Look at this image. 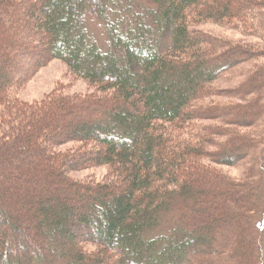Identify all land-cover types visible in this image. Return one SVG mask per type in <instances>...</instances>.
I'll return each instance as SVG.
<instances>
[{
	"label": "trees",
	"instance_id": "obj_1",
	"mask_svg": "<svg viewBox=\"0 0 264 264\" xmlns=\"http://www.w3.org/2000/svg\"><path fill=\"white\" fill-rule=\"evenodd\" d=\"M88 20L97 24L100 44ZM244 20L247 31L262 32L264 0H0V217L23 236L30 229L40 241L64 238L68 246L12 253L1 234L0 264H264V104L254 97L264 69L250 73L242 102L201 103L221 74L262 54L196 27L236 28ZM33 31L46 54L41 62L63 63L94 89L89 96L53 94L34 105L14 99L30 74L16 68V56L40 54L21 39ZM111 104L119 108L106 111ZM95 108L106 119L76 126L63 118ZM205 117L219 126L192 125ZM67 125L71 137L61 133ZM67 142L98 149L58 153ZM203 160L242 165L243 180L234 183ZM88 165L110 169L112 179L90 185L67 176ZM26 188L34 197H16ZM77 188L83 195L65 196ZM18 199L28 205L26 224L6 210ZM89 228L97 248L90 255L75 238Z\"/></svg>",
	"mask_w": 264,
	"mask_h": 264
},
{
	"label": "rangeland",
	"instance_id": "obj_2",
	"mask_svg": "<svg viewBox=\"0 0 264 264\" xmlns=\"http://www.w3.org/2000/svg\"><path fill=\"white\" fill-rule=\"evenodd\" d=\"M246 21L244 20L243 22H239L240 27L237 26L236 28L222 26V25H215L211 23L196 27L197 28L196 31L205 34L206 36H208L213 40L215 39L218 41H224L229 43L230 45L238 46L241 48H246V46H252L258 48L260 50V53L262 54V57L255 60L254 62H250L247 64H239V66H237L236 68H233L221 74L211 85L212 86L211 89L213 92L207 96L202 97L201 99V103L206 107H214V106L224 107L242 102L243 96L240 95L239 90L244 85V83L247 82L248 78L251 76L250 73L253 70L258 71L260 69H264V38H263L264 29L262 30V32L260 30L258 31L256 30L253 33L247 31L248 26L247 24L246 25L244 24L247 23ZM257 24L258 21H256L253 24V28H255ZM87 28L90 35L93 38H96V40L100 44L102 37L97 27V24L90 22L88 20ZM31 37H33L34 39H29ZM21 39H23L27 43H32V45L36 44L35 47L40 54L38 55L34 54L33 56L31 54L26 56L25 55L16 56L15 58L16 60H14L16 68L24 69L25 72H27L28 74L30 73L29 76L26 79H24L22 82H20V84L16 86V88L14 89L12 96H14V99L16 101L24 105H34L44 101L47 97L53 94H57V95L59 94V96L67 95L70 97H79V96H89L94 91V89L90 88L87 85V83L83 82L80 79H77L72 73H70L68 68L60 61L50 60L48 62L46 61L41 62L42 60H44L46 54L45 51L42 50L43 49L42 44L40 43L38 44L36 41L39 39V36L36 35L35 31H33L29 35L27 34L21 37ZM29 66H34L31 72L27 71ZM254 97H257L260 100L261 104H264V84L259 89L258 94H256ZM114 108H119V106L116 104H111L110 107L105 106L106 111L107 110L112 111ZM69 116L70 117L64 115L63 118H65L66 120H75L74 122L77 126L78 123L86 124L89 121L98 122L104 120L106 119L107 114L103 112L102 109L95 108V110L92 111V114L87 115V111L76 110L75 112L71 113V115ZM192 123H193L192 125H194V127H198V129L204 127L214 128L216 126H219L220 124L219 121H217L216 119L212 120L206 117L197 119ZM68 125L64 131L63 128L60 129H62L61 133L63 135L71 137L72 136L70 132L71 127ZM261 128L262 127H260V131ZM241 131L251 135L256 133L260 135L259 129H256L255 131L252 128L251 129L246 128V129H242ZM97 149L98 147L92 144H89L87 146L85 145L82 146L79 143L67 142L59 145L56 148V151L58 153L69 154V155L70 153H72V156H74L87 151H92L94 153L95 151H97ZM208 151L209 152L212 151V148H209ZM238 155L235 154L224 158L234 159L237 158ZM258 155L260 156V160H261L260 163L261 165L259 166L258 171L264 172V146L258 152ZM203 162H205L206 165H208V167L215 170L219 174L227 177L234 183L241 182L243 180L244 173L246 172V167L242 165L227 167L224 165L211 163L207 160H203ZM64 168L66 169L67 165ZM112 175H113L112 171L108 168L88 165L86 169L78 170L75 172L73 171L71 173H68L67 176L73 180H77L79 182H84L87 184L89 183L90 185H93L105 181H110L112 179ZM258 176L255 178V181L258 180ZM261 183L263 184V182ZM20 191L21 192L17 191V194L16 191L14 192L16 194V197H18V194L22 197L24 193L27 197L28 196L34 197L35 195L33 189L26 188V190H20ZM83 193L84 192L80 188H77L76 190H71L69 194L68 193L66 194L64 193V194L65 196L66 195L77 196V195H83ZM88 195L91 196V194ZM41 196L45 197L46 200L47 199L49 200L51 197L46 193H43ZM86 198L89 199V196ZM34 201L37 202L36 199ZM50 203L47 206H54L55 208L61 210L60 204H57L55 202H50ZM11 208L14 209L15 211L13 210L14 211L13 212ZM6 210L7 211L9 210L10 213L15 214L16 217L19 218L18 221H20L22 224L23 223L26 224L28 222L27 220H29V217L25 216V214H27L25 213V211L28 210V205H26L24 200L22 201L18 199L17 204L16 203L10 204L8 209ZM31 214L34 216V222L40 220L39 216H37L36 210L31 209ZM7 223L8 222H6L5 218L0 217V235L1 234L6 235L9 238V242H10L8 244L9 252L19 253L18 251H20L21 249L23 248L27 249V247L33 246L27 249L28 255L33 256L32 254L36 252L37 248L44 249L45 246H47L50 249L61 251L68 247L64 238H61L60 240L58 239L51 240L50 238L45 236L44 239L40 241L38 235L35 232H31L30 229L28 230L27 236H23L20 234L19 230L15 229L16 226L12 228L8 226ZM21 228L22 230H24L26 226L25 228H23L22 225ZM63 228L70 229L68 226ZM93 232L94 231L91 230L90 228L88 230H78V232L75 231L76 242L81 245L82 251L88 255L95 253V251L97 250V248L89 242L90 236L93 234ZM15 243L16 246H14ZM14 247H16V251H14ZM262 256L264 258V252L262 253Z\"/></svg>",
	"mask_w": 264,
	"mask_h": 264
}]
</instances>
